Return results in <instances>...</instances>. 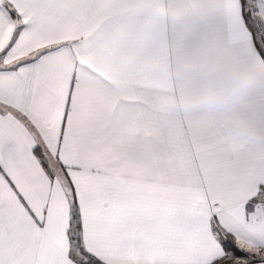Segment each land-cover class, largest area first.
I'll use <instances>...</instances> for the list:
<instances>
[{
  "label": "snow or ice",
  "instance_id": "1",
  "mask_svg": "<svg viewBox=\"0 0 264 264\" xmlns=\"http://www.w3.org/2000/svg\"><path fill=\"white\" fill-rule=\"evenodd\" d=\"M132 7L0 0V93L43 141L0 115V264H264V139L211 160L182 152L172 134L99 106L101 86L75 67L100 46H169L167 32L135 29ZM171 42L252 69L264 83V0L201 4ZM236 103L264 123V87ZM29 155L39 171L26 193L17 162Z\"/></svg>",
  "mask_w": 264,
  "mask_h": 264
},
{
  "label": "crops",
  "instance_id": "2",
  "mask_svg": "<svg viewBox=\"0 0 264 264\" xmlns=\"http://www.w3.org/2000/svg\"><path fill=\"white\" fill-rule=\"evenodd\" d=\"M212 0H133L138 17L135 29L170 38L166 49L142 50L133 42H119L82 52L75 67L89 73L101 86L96 102L130 125L148 124L177 138L185 153L211 160L218 152L264 139V123L241 110L238 98L251 94L264 83L252 69H238L221 58L171 42L174 33L194 20L201 4ZM187 6V7H185ZM101 10H94L99 12ZM87 26L82 34H89ZM69 44L73 41L64 37ZM73 62L69 61L71 71ZM8 115L27 128L35 143L40 132L23 107L8 93H0V115ZM50 166L55 163L46 153ZM20 172L22 190H34L33 175L39 171L29 155ZM11 195V192L7 193Z\"/></svg>",
  "mask_w": 264,
  "mask_h": 264
}]
</instances>
